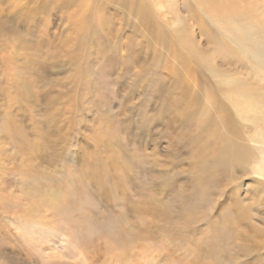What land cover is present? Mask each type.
<instances>
[{
	"label": "rangeland",
	"instance_id": "374dc122",
	"mask_svg": "<svg viewBox=\"0 0 264 264\" xmlns=\"http://www.w3.org/2000/svg\"><path fill=\"white\" fill-rule=\"evenodd\" d=\"M247 19L264 0H0V264H264V69L218 28Z\"/></svg>",
	"mask_w": 264,
	"mask_h": 264
},
{
	"label": "bare ground",
	"instance_id": "6f19581e",
	"mask_svg": "<svg viewBox=\"0 0 264 264\" xmlns=\"http://www.w3.org/2000/svg\"><path fill=\"white\" fill-rule=\"evenodd\" d=\"M249 0H230L231 5H242L247 4ZM70 3L69 1H67ZM36 5V4H35ZM141 16L143 20L148 24H153V19L150 14L141 3ZM35 9V7H34ZM206 30V33L203 31V27ZM200 28L201 33L205 36V41L208 43V47L219 50L218 54L224 58L222 63L226 65L238 64L239 62L234 58L232 52V47L228 45L224 40L217 36H208L206 25H202ZM218 28L221 35L229 40L239 52L248 59H253L259 63L264 69V21H255V20H244L241 23H236L233 20H227L220 22ZM226 51H224V50ZM177 60L180 65L175 62V68L172 70L174 74H179L181 68H188L189 72L191 70L190 65L193 62V57L182 55V52H177ZM176 53V54H177ZM216 53V52H215ZM188 64V65H187ZM225 80H222L223 84ZM230 83L234 84V80H229ZM208 94L214 98L217 103L216 110L211 116V121L216 122L220 125V128L224 130L225 134L221 135L222 131L217 129L215 134L218 135V138L221 139L218 147L222 153V159L230 158L233 160L239 161V166L245 167L248 161L250 160V154L252 155V148H250L245 142L248 135L243 134L239 130V135L237 133V127L232 123L229 117V111L225 106L220 103L219 96L214 91V89H209ZM257 148H263V144L260 140H256ZM262 166L258 167L256 173L264 178V162L261 163Z\"/></svg>",
	"mask_w": 264,
	"mask_h": 264
}]
</instances>
